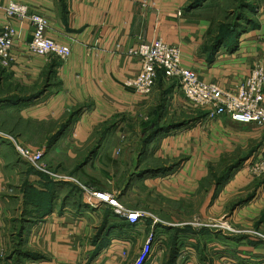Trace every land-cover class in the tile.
Segmentation results:
<instances>
[{"label": "crops", "instance_id": "crops-1", "mask_svg": "<svg viewBox=\"0 0 264 264\" xmlns=\"http://www.w3.org/2000/svg\"><path fill=\"white\" fill-rule=\"evenodd\" d=\"M253 1L259 3V15L264 19V0ZM10 2L26 3L31 13L45 15L50 23L48 36L71 47L69 59H48L34 53L30 49L32 24L27 18L8 19L5 8ZM190 2L0 0V34L8 22L17 31L14 61L11 67L0 69V250L9 264H128L138 251L127 230L145 231L130 224L123 231L114 229L98 250L92 235L97 210L85 204L83 194L73 192L69 179L58 180L22 159L9 137L32 148H44L50 170L86 179L83 171L87 165L104 160L109 150L115 158L116 147L135 148L141 133L150 128L144 146L158 143L154 157L186 155L175 174L152 181L176 200L198 195L209 166L256 137V128L242 123L228 126L224 117L195 122L190 118L187 125L179 126L177 121L170 125L171 117L184 121L183 112L191 106L162 72L150 95L126 85L141 68L130 51L141 41L151 43L157 38L177 44L184 67L222 87L247 77L256 64H264V41L255 38L258 29L241 38L234 54L227 55L223 49L215 52L210 38L218 34L219 11L211 0L195 8L189 7ZM218 131L222 136H216ZM252 158L236 177L229 178L213 203L205 206L209 213L231 209L225 218L242 227L259 222L264 213V178L244 206L232 207L230 194L222 197L235 186L238 176L248 175L247 163ZM160 239L154 242L156 249L146 264H162ZM207 241L201 242L206 251L201 254L195 248L197 239H189L177 264H212L207 260L264 264L262 239L248 236L237 240L228 235L222 243Z\"/></svg>", "mask_w": 264, "mask_h": 264}, {"label": "rangeland", "instance_id": "rangeland-1", "mask_svg": "<svg viewBox=\"0 0 264 264\" xmlns=\"http://www.w3.org/2000/svg\"><path fill=\"white\" fill-rule=\"evenodd\" d=\"M207 1L209 0H202L198 6L203 5ZM211 1H213L212 6L219 11L217 13V20L219 19V21L216 24L218 34L213 37H218V35L223 36L221 37L223 45L219 48H221L220 50L223 49L225 54H234L240 46L241 38L250 31L258 29L259 34L255 38L259 41H264V28L261 30V25L264 26V19H261V15H259V3L253 0ZM262 6V11H264V2ZM183 113L185 116L184 121L181 122L171 117L172 119L168 120L169 124L172 121H177L176 123L179 126L187 125L189 122L187 119L190 118L195 119L194 122L202 120L204 117L208 120L210 112L206 108L187 106ZM193 115H198L199 117ZM224 120L227 125L242 126L240 123H233L228 117H224ZM245 126H247L246 128H256V137L246 140L243 144L244 146L235 147V149H232V152H225L216 163L211 164L212 166L210 165L211 167L209 166L208 168V176L202 182L199 194L195 196L176 200L172 195H164L162 193L164 191L160 187L161 185L152 182L156 178H164L167 175L175 174L178 171L177 167L184 162L186 155L172 159L154 157L158 143L151 148L144 146L145 140L148 135L150 136V128H146L141 133L138 141L136 138L135 148L116 147L115 158L112 156V150H109L108 154H105L104 160L96 163L95 166L94 164L87 165V170L83 171L86 179H78L73 175L65 176L69 177L73 192L79 191L83 194L87 190L109 191L114 193L119 199L120 204L128 209L146 211V217L143 222L134 225L135 228L142 226L145 231L140 233L136 229H128L127 233L133 235L132 242H130L137 247V251L139 252L140 247L150 237L154 241L161 238L160 240L163 243L162 264H177L180 253L185 247L189 246L185 243H189V239L192 238L197 239L196 250L204 254L206 251L204 248H201L204 247L201 242L207 243V239H215L216 242L222 243L225 242V237L228 235H232L237 240L247 238L248 236L260 240L264 236V213L259 222L255 223V227H242L240 224H232L229 219L225 218L231 209L228 212L227 209L224 212L221 209L216 213H209L205 207L208 204H212L215 198L222 192L225 183L229 180H225L230 173L229 171L233 169V172L230 173L231 176L229 175L233 179V177H236V172L239 168L245 166L242 159L244 156L249 155V157L258 158L256 156L258 154L256 153L259 152L260 147L264 144V127L260 128L256 125ZM230 130L234 131L232 128ZM131 135L133 137L134 134ZM216 136L220 137L222 133L218 131ZM217 150L220 149L217 148ZM222 157H224L223 161L221 160ZM253 158L247 163L248 172L245 173L248 175L244 177L238 176L235 186L222 195L224 197V195L230 194V197L233 199L230 204L232 207L233 205L235 207L244 206V204L251 201L260 185L259 180H263L264 178V175L255 176L250 173L249 166L255 160ZM236 161L240 164L236 166L237 168H233ZM56 170L58 172V169ZM248 178L252 181L247 184ZM245 179L247 180L246 182ZM247 209L245 208V210ZM94 210H97V222L96 220L93 222L96 226L92 235L95 234V238L93 239L98 246V250H100L106 245L105 240L107 235L113 232L114 229L126 230L127 227H123L124 224L121 223L126 220L119 217L114 209L107 205ZM232 245L233 247H237V244ZM154 249H156L155 245ZM138 252H135V255L129 258L128 264H132ZM217 255L215 254V256ZM207 262L214 264L212 260H207Z\"/></svg>", "mask_w": 264, "mask_h": 264}, {"label": "built area", "instance_id": "built-area-1", "mask_svg": "<svg viewBox=\"0 0 264 264\" xmlns=\"http://www.w3.org/2000/svg\"><path fill=\"white\" fill-rule=\"evenodd\" d=\"M26 3L10 2L5 8L8 19H29L32 27L30 49L48 59L57 58L66 61L72 54L69 46L57 43L48 36L49 19L40 13H31ZM17 36L15 27L8 22L0 34V69L11 67L14 56L13 46ZM130 54L140 60L139 73L130 77L126 85L133 87L137 93L150 95L156 85L159 73L173 81L177 91L182 94L191 107H202L209 110L210 121L221 117L245 125L264 127V64H256L247 77L226 87L217 82H205L198 71L186 68L181 62V50L177 44L157 38L151 43L141 41ZM11 138V137H10ZM19 155L41 172L53 175L58 180L69 177L49 169L44 161V148H32L11 138ZM249 171L255 176L264 175V146L257 159L250 163ZM85 204L92 209L103 205L112 207L115 213L130 223L136 225L143 222L146 211L128 209L120 204L117 196L109 191L87 190L83 193ZM264 241V236L262 237ZM152 237L140 247L132 264H146L152 257L154 249ZM264 256V250H263ZM124 257H128L125 252ZM0 264H9L5 254L0 250Z\"/></svg>", "mask_w": 264, "mask_h": 264}, {"label": "trees", "instance_id": "trees-1", "mask_svg": "<svg viewBox=\"0 0 264 264\" xmlns=\"http://www.w3.org/2000/svg\"><path fill=\"white\" fill-rule=\"evenodd\" d=\"M202 0H191V2L189 3V7L190 8H195V7H197L199 4H200V2H201ZM221 37H223V36H221V35H218V37H211L210 38V40H211V43H212V46H213V48H214V51L215 52H219L220 51V49L221 48H219L221 45H223V42H222V38ZM156 132H154L153 134H155ZM249 158H251V156L249 157V155H246V156H244L242 159H243V161H244V163L249 159ZM223 159H224V157H222V161H223ZM238 161V160H237ZM236 161V163H235V165H234V167L233 168H237L236 166H239L238 164H240L239 162H237ZM212 166V165H211ZM210 166V167H211ZM231 168V167H230ZM230 173L231 172H233V169H231L230 171H229ZM230 173H229V175H230ZM227 176L226 178H225V180H228L229 179V177L231 176ZM121 223H123L124 224V226L123 227H128V225L130 224L129 222H127V221H123V222H121ZM117 227V226H116ZM116 227H113V228H116ZM27 254V253H26ZM23 255H25V254H23Z\"/></svg>", "mask_w": 264, "mask_h": 264}]
</instances>
